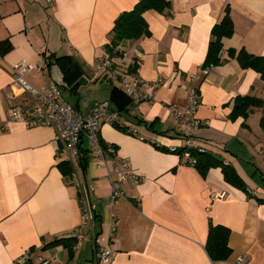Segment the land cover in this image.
<instances>
[{
    "label": "crops",
    "instance_id": "crops-1",
    "mask_svg": "<svg viewBox=\"0 0 264 264\" xmlns=\"http://www.w3.org/2000/svg\"><path fill=\"white\" fill-rule=\"evenodd\" d=\"M139 1L54 0L49 6L47 0H0V42L12 45L0 55V264H19L30 250L28 264H36L40 255L64 264H97V251L108 248L115 252L110 264H237L241 258L264 264V108H254L247 118H230L237 97L264 101V81L229 56L230 49H245L264 57V0H170L163 13L147 11L151 35L127 41L123 49L128 63L139 61L141 76L160 87L153 102L133 100L118 112L110 102L113 87L94 64L107 55L116 19ZM227 7L235 33L223 40L224 63L204 69L212 30ZM63 57L74 58L84 71L83 84L77 90L74 86L73 93L66 91V100L83 116L109 102L127 128L106 119L99 132L140 178L124 182L123 195L115 201L108 170L88 139L81 145L88 151L86 167L70 163L68 177L59 168L68 161L54 128L8 121L11 105L31 109L34 103L15 83L12 67L22 61L44 65L41 74L25 75L30 85L42 88L63 82L54 64ZM193 85L200 95L195 117L208 122L193 134V147L230 165L248 191L229 183L221 166L204 176L176 152L187 148L188 134L170 108L185 112ZM78 168L90 190L93 230L82 221L73 183ZM223 192L225 199L211 198ZM210 223L230 230L232 254L226 261L213 262L206 251ZM77 229L81 240L74 236ZM55 239L76 240L73 259L64 246L46 247Z\"/></svg>",
    "mask_w": 264,
    "mask_h": 264
},
{
    "label": "built area",
    "instance_id": "built-area-1",
    "mask_svg": "<svg viewBox=\"0 0 264 264\" xmlns=\"http://www.w3.org/2000/svg\"><path fill=\"white\" fill-rule=\"evenodd\" d=\"M49 6L54 5V0H47ZM118 55L108 54L97 61L94 67L99 75L107 80L113 88L121 89L128 97L135 101L153 102L154 94L160 87L159 83H150L141 76L140 62L134 61V64L128 63L129 54L126 49L119 48ZM44 65H32L25 61L12 67V74L15 83L25 89L32 97L34 103L31 109H25L21 105H11V111L8 116L9 122H21L27 127L46 126L55 129L57 140L63 145V155L71 164L79 163L80 144L84 138L90 142L92 153L100 164L108 170V178L112 184V200L115 201L123 195L122 185L127 180H133L138 183L140 178L133 170L128 159L118 158L117 151L114 147L108 146L104 149L101 145L99 132L101 124L108 119L111 122H118L117 115L111 112L110 103H99L87 115L83 116L77 112L75 107L70 104L61 88L54 82H50L42 88H35L30 85L25 75L27 73L41 74ZM202 70V69H201ZM193 80H197L194 75ZM146 89L149 92H145ZM199 89L193 85L190 90L189 107L185 112H179L175 106L170 108L175 120L178 122L180 129L185 130L187 137V148L184 153L185 157L192 165H196V159L191 155L188 148L193 147L192 136L200 128L208 125L207 121L199 120L195 117L199 105ZM108 163L112 165L110 169ZM73 183L78 189V199L80 211L84 225L93 230L95 218L90 203V190L85 184L84 177L80 168L75 172ZM227 194L213 193V200L225 199ZM78 232V234H77ZM74 236L79 240L82 235L77 229ZM32 250L27 251L19 259V264L30 263ZM115 256L111 249H99L96 253L95 261L97 264H110ZM36 264H64L55 258L38 256ZM237 264H247L243 258L237 261Z\"/></svg>",
    "mask_w": 264,
    "mask_h": 264
},
{
    "label": "trees",
    "instance_id": "trees-1",
    "mask_svg": "<svg viewBox=\"0 0 264 264\" xmlns=\"http://www.w3.org/2000/svg\"><path fill=\"white\" fill-rule=\"evenodd\" d=\"M171 6L170 0H140L131 11L123 12L115 21L113 30L111 31V41L107 45V53L111 55H118L119 51L116 49L123 48V44L127 41H138L142 38L149 37L151 35L149 26L144 18V14L147 11L154 10L159 13H163ZM235 33L234 21L231 17L230 8L225 9V15L222 20L217 23L212 30V41L209 45L208 55L206 62L203 66L204 69L220 66L224 63L221 58V52L223 50V40L231 38ZM12 49L10 41L0 42V55L3 56ZM230 58L237 60L240 66L245 69H252L257 71L262 80L264 81V57L255 56L248 53L245 49L236 51L235 49L229 50ZM55 58L54 55L47 58L46 66L50 67V59ZM54 64L57 65L63 74V82L59 83L54 81L65 93L69 91L74 92V86L83 77L84 71L81 65L72 57L57 58L54 60ZM111 104L115 106L118 112L127 110L128 106L133 105V99L129 98L121 89L113 88L110 99ZM75 107V106H74ZM254 108H264V101L262 99L244 96L237 97L234 101V108L230 118L236 120L240 117L247 118ZM77 110V108L75 107ZM264 127V119L262 120ZM114 126L122 129H127L125 126L120 125L118 122H114ZM100 138V136H99ZM101 145L104 149L108 147L104 141L100 138ZM82 142L80 144V159L79 165L81 168H85L87 165V152H83L81 149ZM191 155L196 159V167L201 171L202 175H206L209 169L221 166L226 180L234 186L248 191V188L244 181L235 173L234 169L225 164L213 153L204 150L201 147L188 148ZM186 148L176 151L179 154H184ZM84 153V154H83ZM59 168L65 176L71 177L73 173V167L70 163L63 161L59 164ZM230 230L222 225H213L210 223L208 238L206 242V251L213 262H223L230 258L232 250L229 247ZM76 244L74 239H55L46 245L47 248L64 246L69 251L71 259L74 257L73 246Z\"/></svg>",
    "mask_w": 264,
    "mask_h": 264
},
{
    "label": "water",
    "instance_id": "water-1",
    "mask_svg": "<svg viewBox=\"0 0 264 264\" xmlns=\"http://www.w3.org/2000/svg\"><path fill=\"white\" fill-rule=\"evenodd\" d=\"M83 81H79L76 85H75V89H79V87L83 84Z\"/></svg>",
    "mask_w": 264,
    "mask_h": 264
},
{
    "label": "rangeland",
    "instance_id": "rangeland-1",
    "mask_svg": "<svg viewBox=\"0 0 264 264\" xmlns=\"http://www.w3.org/2000/svg\"><path fill=\"white\" fill-rule=\"evenodd\" d=\"M107 82H108V81H107ZM91 96H94V93H93Z\"/></svg>",
    "mask_w": 264,
    "mask_h": 264
}]
</instances>
